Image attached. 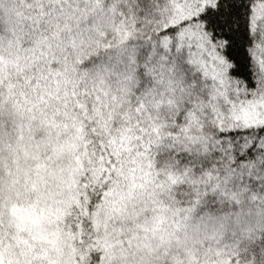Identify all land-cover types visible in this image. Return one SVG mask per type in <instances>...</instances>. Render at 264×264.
Here are the masks:
<instances>
[{
	"label": "snow or ice",
	"instance_id": "6c2138e0",
	"mask_svg": "<svg viewBox=\"0 0 264 264\" xmlns=\"http://www.w3.org/2000/svg\"><path fill=\"white\" fill-rule=\"evenodd\" d=\"M0 264H264V0H0Z\"/></svg>",
	"mask_w": 264,
	"mask_h": 264
}]
</instances>
